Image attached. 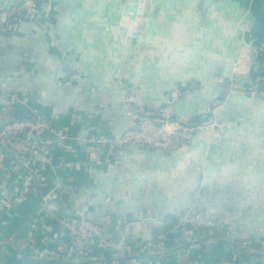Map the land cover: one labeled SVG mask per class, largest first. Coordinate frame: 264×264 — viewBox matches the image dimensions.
<instances>
[{
	"label": "crops",
	"instance_id": "obj_1",
	"mask_svg": "<svg viewBox=\"0 0 264 264\" xmlns=\"http://www.w3.org/2000/svg\"><path fill=\"white\" fill-rule=\"evenodd\" d=\"M23 1L0 0V9ZM33 1L35 18L0 34V104L16 98L1 121L39 115L68 138L37 140L38 152L17 160L0 148V260L264 264V0ZM75 70L84 85L65 83ZM188 86L176 115L206 122L221 101L223 127L176 135L169 148L125 146L110 160L83 139L132 126L126 94L155 111ZM189 207L223 217V231L187 246L199 237L161 229ZM79 213L99 222L116 251L96 246L94 263L58 251L70 244L63 219ZM127 220L139 224L117 250ZM240 238L256 244L240 251L232 244Z\"/></svg>",
	"mask_w": 264,
	"mask_h": 264
},
{
	"label": "built area",
	"instance_id": "obj_2",
	"mask_svg": "<svg viewBox=\"0 0 264 264\" xmlns=\"http://www.w3.org/2000/svg\"><path fill=\"white\" fill-rule=\"evenodd\" d=\"M35 2L33 0H24L20 4H16L7 8L0 9V34L4 28L13 25L16 21L23 17L29 16L35 18ZM264 43H261L262 50ZM78 83L84 85L86 83L83 74L77 70L72 72L70 77L65 81L66 84ZM59 83H62L61 81ZM194 86L186 88H174L171 90L169 99L166 104L157 108L155 111L140 110L133 104V96L125 95L124 105L127 113L134 118L132 126L121 134H107L105 132L94 135H85L84 140L95 145L103 146L108 159L110 160L117 150L122 147L135 145L146 146L152 148H169L172 139L176 135H182L186 139H190L194 132L201 131L207 128L223 127L224 124L218 117V110L224 103L216 102L209 109L210 117L206 122H186L181 117L176 115L174 106L179 99L186 93L192 92ZM16 98L12 97L6 104H0V144L8 148L16 157L17 152H25L33 154L38 152L36 142L39 140L36 137V132L42 129H50L56 131L58 138L64 142L68 135L65 130H57L53 128L50 120L39 115L22 116L15 120L1 121V116L9 115L12 111ZM161 123V126L157 125ZM42 141V140H41ZM48 143V142H47ZM63 144V143H62ZM67 230H69V243H59L57 249L59 252H69L76 261H86L97 259L92 255L96 246H105L108 249L116 251L109 243L110 235L103 231L102 226L94 218L85 214L79 213V217L75 221L70 222L65 219ZM224 218L219 219L207 216V214L194 207H189L177 220L169 218L160 222L161 229L177 230L182 232V238L189 239V236L200 238L201 235L208 232H217L222 230ZM139 224L137 220H127L124 223V232L118 242L117 250H123L128 247L129 237L132 235V230ZM243 247H249L251 241L240 238ZM185 240V239H184ZM191 240V239H189ZM8 238L3 236L2 243L8 242ZM0 264H4L0 260Z\"/></svg>",
	"mask_w": 264,
	"mask_h": 264
},
{
	"label": "water",
	"instance_id": "obj_3",
	"mask_svg": "<svg viewBox=\"0 0 264 264\" xmlns=\"http://www.w3.org/2000/svg\"><path fill=\"white\" fill-rule=\"evenodd\" d=\"M15 120V119H13ZM157 125L161 126V123L157 122ZM36 136L39 140H42L44 142H48L52 145H56L57 144V140H58V134L53 131V130H50V129H42L38 132H36ZM0 148H2L10 157H12L13 159L17 160V158L12 154V152L6 148L4 145L0 144ZM34 174V173H33ZM35 175V174H34ZM220 236H225V235H221ZM214 235L213 234H210L208 236H205L203 238H199V239H195V240H192V241H188V243H186L187 246L189 245H193V244H199L201 242H206L208 240H212L214 239ZM232 244L234 245V247L240 251H243V252H246L247 250H245V248L240 245L238 242H232ZM98 260L97 259H93V260H86V261H80V262H97Z\"/></svg>",
	"mask_w": 264,
	"mask_h": 264
},
{
	"label": "trees",
	"instance_id": "obj_4",
	"mask_svg": "<svg viewBox=\"0 0 264 264\" xmlns=\"http://www.w3.org/2000/svg\"><path fill=\"white\" fill-rule=\"evenodd\" d=\"M20 118H21V117H20ZM18 119H19V118H18ZM173 218H174V220H177V217H176V216H174ZM254 244H256V241H251V245H254ZM92 255H93V254H92ZM95 256H96V255H95ZM246 258H249V259L252 258V255H247ZM260 263H261V262H260Z\"/></svg>",
	"mask_w": 264,
	"mask_h": 264
}]
</instances>
